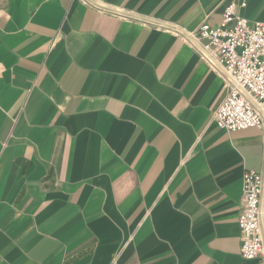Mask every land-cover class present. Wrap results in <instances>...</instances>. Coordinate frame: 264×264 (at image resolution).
<instances>
[{"label": "crops", "instance_id": "crops-1", "mask_svg": "<svg viewBox=\"0 0 264 264\" xmlns=\"http://www.w3.org/2000/svg\"><path fill=\"white\" fill-rule=\"evenodd\" d=\"M194 32L264 0H95ZM244 3V7L240 4ZM81 0H0V264H264L240 255L264 131L180 37Z\"/></svg>", "mask_w": 264, "mask_h": 264}, {"label": "built area", "instance_id": "built-area-1", "mask_svg": "<svg viewBox=\"0 0 264 264\" xmlns=\"http://www.w3.org/2000/svg\"><path fill=\"white\" fill-rule=\"evenodd\" d=\"M81 2L102 14L139 18L95 0ZM240 6L245 5L241 3ZM236 8L233 3L228 4L220 24L211 27L203 24L194 32L157 20L139 19L182 38L224 81L227 92L213 117L219 129L227 133L247 128L264 131V23L250 25L236 14ZM241 185L242 209L237 220L240 255L249 261L264 256V155L260 170H246Z\"/></svg>", "mask_w": 264, "mask_h": 264}]
</instances>
